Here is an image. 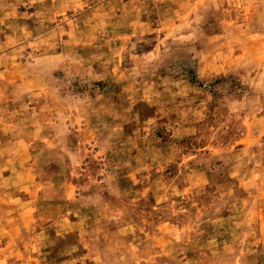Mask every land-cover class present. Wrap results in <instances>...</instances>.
Listing matches in <instances>:
<instances>
[{"label": "rangeland", "instance_id": "374dc122", "mask_svg": "<svg viewBox=\"0 0 264 264\" xmlns=\"http://www.w3.org/2000/svg\"><path fill=\"white\" fill-rule=\"evenodd\" d=\"M0 264H264V0H0Z\"/></svg>", "mask_w": 264, "mask_h": 264}]
</instances>
